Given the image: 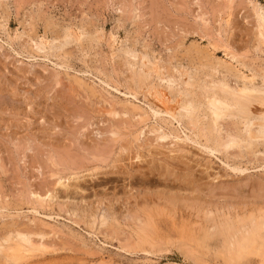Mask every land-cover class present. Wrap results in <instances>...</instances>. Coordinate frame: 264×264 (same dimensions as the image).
Returning a JSON list of instances; mask_svg holds the SVG:
<instances>
[{
  "label": "rangeland",
  "instance_id": "374dc122",
  "mask_svg": "<svg viewBox=\"0 0 264 264\" xmlns=\"http://www.w3.org/2000/svg\"><path fill=\"white\" fill-rule=\"evenodd\" d=\"M259 13L264 0H0V264H264L195 239L205 209L264 210V139L215 150L240 116L218 134L202 87L264 88ZM161 89L196 115L160 113ZM143 211L154 244L122 220Z\"/></svg>",
  "mask_w": 264,
  "mask_h": 264
},
{
  "label": "bare ground",
  "instance_id": "6f19581e",
  "mask_svg": "<svg viewBox=\"0 0 264 264\" xmlns=\"http://www.w3.org/2000/svg\"><path fill=\"white\" fill-rule=\"evenodd\" d=\"M258 15H259V22H260L259 26L262 29H264V15H262L260 13ZM70 35H71V33L68 32L66 37H68ZM77 35H79V39H80L81 34L78 33ZM128 53H130L134 57L133 59H135V57L137 58V56H138L135 50H128ZM140 58L141 59L139 60V62L142 63L143 67H145V68L151 67L150 66V60H149L150 58L148 57V55H142V56H140ZM143 67H141V68H143ZM142 73H145V71ZM191 77H192V75L188 74L187 81L183 80V82L185 81L186 84H192V82L190 80ZM169 80L171 82L174 81L171 77ZM202 87L206 91L208 108L211 110L212 115L214 116L213 121H214L215 126L212 125V127L214 126V128L216 129L218 134L221 133V131H222L221 127L218 126L219 118L223 117L226 114H229L232 116H240V120L235 122V126H236L235 129L236 130L234 133L227 131L226 136L222 137V136L218 135L216 137V140H215L214 146H213L215 150H218V148H220V147L223 149L232 148L235 145H237L240 141H243V140L246 141L248 146L252 147L253 145L259 144V141L261 142V139H264V88H257L255 86L254 87L233 86L229 82H227V80H218V81L212 80L211 84H203ZM178 91H179V89H178ZM180 93L182 94V93H184V91L180 90ZM185 94H187V92ZM151 96L154 97L153 100H155L156 104L159 106V109H161L160 113L163 112V114H165V116H167L168 118H171V119H177L178 118V112L181 110H184V115L186 114L187 116H189V118L191 117V119H192L193 116L196 115V113L199 109V107L197 105H195L193 102L190 101V98H189V102H182L178 97H177V99H172L170 93H168L165 89H161L160 91L153 92ZM187 96L189 97L188 94H187ZM221 120H223V119H221ZM242 128H243L244 133L241 135L240 131H242ZM207 133L204 132V130H203V131H201V133L199 135H201V137L204 136L206 138V140L209 141L208 136H211V134L208 135ZM211 141H212V139H211ZM204 146H206V145H204ZM209 150H210V148H209ZM60 184L65 186L67 189H69L72 186H74V188H76V189L79 188L78 187L79 185L77 186V184H72V186L70 184L66 185V183L64 184L63 182H61ZM68 198H69V196H68ZM39 201L42 202L43 200L39 199ZM254 212H252L251 214H243V215H241V214L237 215L236 213L229 215L228 213H217L212 209H205L204 215H203V222L195 230V232H196L195 239L198 242L196 240L195 241L197 243H199L201 246L210 250L211 249V246H210L211 240L214 237L219 236V238H221V241H222V244H221L222 250H217L216 252L218 254L220 253V255L224 254L228 260L235 261V262L236 261L238 262V260L240 261V258H242L245 254H247L248 251L250 252V250L255 249V250H257L256 252L260 251L264 254V210H263V207L258 206L256 208H254ZM125 213L126 214H122V216H123L122 220L129 222L132 229L136 232V235L138 238V240H137L138 245H142L144 243L154 244L157 241L156 240L157 239L156 233L159 229V226H158V223H157L156 218L154 216L155 215L154 213H151L149 211H143L142 214H136V213H130V212H125ZM94 214H96V212H93V215ZM114 215H115V217H114ZM110 216H113L112 220L115 219L118 221V219L116 218V214H113V212L107 213V210H106V212L101 215L100 223L102 225L105 224L108 221V219L110 218ZM109 220H111V219H109ZM111 222L113 224L115 223V221L114 222L111 221ZM158 222H160V221H158ZM113 224H112V226H113ZM173 225H174V223H173ZM116 226H118V225L116 224ZM114 227H115V225H114ZM216 243H218V242L216 241ZM214 246H217V245H214ZM7 247H9V246H7ZM6 251H7V254L14 255V251H13L12 246H10V248H8V250H6ZM207 252L208 251H206L205 253H207ZM217 253H215V254H217ZM20 254H22V253H20ZM32 254H34V253H32ZM21 256H23V255H21ZM9 258H10V256H9ZM244 258H245V256H244ZM234 264H236V263H234Z\"/></svg>",
  "mask_w": 264,
  "mask_h": 264
}]
</instances>
